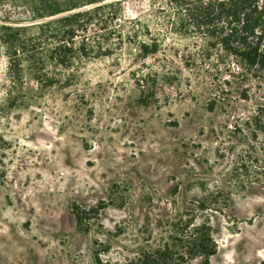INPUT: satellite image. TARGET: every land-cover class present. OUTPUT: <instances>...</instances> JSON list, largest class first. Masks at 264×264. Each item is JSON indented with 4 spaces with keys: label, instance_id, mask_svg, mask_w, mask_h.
Returning <instances> with one entry per match:
<instances>
[{
    "label": "rangeland",
    "instance_id": "obj_1",
    "mask_svg": "<svg viewBox=\"0 0 264 264\" xmlns=\"http://www.w3.org/2000/svg\"><path fill=\"white\" fill-rule=\"evenodd\" d=\"M169 1L120 0L125 33L158 53L126 43L70 85L0 42V264H139L189 220L213 225L210 264H264V85ZM31 18L0 0V26Z\"/></svg>",
    "mask_w": 264,
    "mask_h": 264
},
{
    "label": "trees",
    "instance_id": "obj_2",
    "mask_svg": "<svg viewBox=\"0 0 264 264\" xmlns=\"http://www.w3.org/2000/svg\"><path fill=\"white\" fill-rule=\"evenodd\" d=\"M21 1L32 22L4 23L0 26V42L10 65L30 60L42 84L70 85L74 71L86 61L121 52L126 43L136 44L135 48L130 45V50L134 49L142 59L159 51L158 39L141 40L137 30L134 34L125 33L127 23L120 0ZM169 2L182 10V24L212 40L210 46L213 41L220 46L227 58L226 71L232 70L235 63L233 76L254 77L264 85V0ZM32 26H36L37 33L30 35ZM206 50L205 56L210 58L212 50L210 47ZM61 70L65 80L57 77ZM144 81L138 82L143 91ZM261 117L264 118V112ZM100 208L95 207L93 211L99 214ZM76 219L80 225L84 222L80 211ZM213 230L209 220L200 223L189 220L178 237L154 253L146 254L139 264H193V259H198L199 264H210L211 257L217 253Z\"/></svg>",
    "mask_w": 264,
    "mask_h": 264
}]
</instances>
